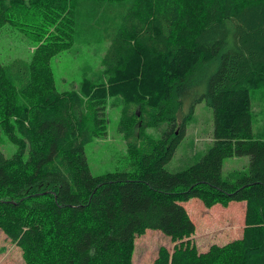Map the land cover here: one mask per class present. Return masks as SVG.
I'll return each instance as SVG.
<instances>
[{
	"label": "trees",
	"instance_id": "trees-1",
	"mask_svg": "<svg viewBox=\"0 0 264 264\" xmlns=\"http://www.w3.org/2000/svg\"><path fill=\"white\" fill-rule=\"evenodd\" d=\"M56 22L31 59L0 61V141L16 146L10 156L0 148V229L24 264H131L147 229L177 242L159 246L153 264H264V138L250 104L251 90L264 88V0H0V28L41 38ZM99 42L104 79L84 78L83 94L59 90L49 58ZM110 97L121 102L130 168L92 175L84 148L105 130ZM202 100L213 143L169 172ZM162 123L156 138L140 128ZM232 156L249 158L233 179L221 169ZM193 197L208 208L245 201L241 237L195 248L181 203Z\"/></svg>",
	"mask_w": 264,
	"mask_h": 264
},
{
	"label": "rangeland",
	"instance_id": "rangeland-1",
	"mask_svg": "<svg viewBox=\"0 0 264 264\" xmlns=\"http://www.w3.org/2000/svg\"><path fill=\"white\" fill-rule=\"evenodd\" d=\"M56 24L57 22L51 24L41 38L17 30L12 24L0 28V61L8 62L14 58L31 59L37 46L56 33ZM57 26L59 27L58 24ZM67 46L49 58L55 80L54 85L59 90L74 88L83 94L80 87L84 78H91L95 82L104 79L100 57L106 45L105 42H99L92 45L71 43ZM204 90L203 85L198 92H204ZM250 100L253 133L257 138H264V88L251 90ZM189 103L190 100L187 98L183 105L185 111ZM120 107L121 102L113 105L112 98H108L105 108V130L85 145V154L92 175L130 168L124 138L117 132L118 120L121 116ZM212 117V108L206 105L204 100L194 104L192 118L186 124L185 135L165 164L169 172L189 167L198 162L207 152L213 143ZM167 126L166 123L154 128L138 125L135 132L137 133L140 127L144 133L156 138L167 129ZM0 148L7 156L12 155L16 150V146L4 134L0 141ZM248 161V156L225 158L221 168L223 177L235 178L238 173L246 169ZM181 203L195 224V234L190 239L199 251L207 250V247L212 244L223 245L241 237L245 201L215 203L209 208L199 198L194 197ZM175 243L171 241L170 236L160 230L147 229L145 233L135 236L132 264H153L159 246L164 245L169 249ZM21 254L22 249L0 229V264H24Z\"/></svg>",
	"mask_w": 264,
	"mask_h": 264
},
{
	"label": "crops",
	"instance_id": "crops-1",
	"mask_svg": "<svg viewBox=\"0 0 264 264\" xmlns=\"http://www.w3.org/2000/svg\"><path fill=\"white\" fill-rule=\"evenodd\" d=\"M190 238H192V236H191ZM169 249L171 250V248H169ZM155 256H156V255H155ZM132 263H133V262H132ZM132 263H131V264H132Z\"/></svg>",
	"mask_w": 264,
	"mask_h": 264
}]
</instances>
